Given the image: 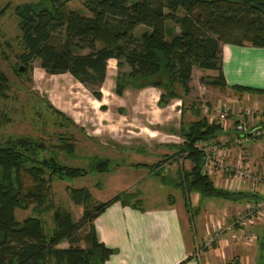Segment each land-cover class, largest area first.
<instances>
[{"label": "trees", "instance_id": "16d2710c", "mask_svg": "<svg viewBox=\"0 0 264 264\" xmlns=\"http://www.w3.org/2000/svg\"><path fill=\"white\" fill-rule=\"evenodd\" d=\"M69 1L39 0L0 10L2 16L9 8L17 20L20 53L12 67L15 77L29 81L31 62L37 60L46 74L70 75L100 101L98 90L106 61L113 59L117 69L114 95L121 96L128 88H154L161 91L156 102L159 108L176 99L183 103L189 96L193 67L214 71L215 76L207 78L206 83L217 89L264 94V89L229 87L221 53L222 45L264 48V0H77L88 16L69 10ZM166 22L174 23L180 33L173 35ZM139 27L143 31L135 36L134 30ZM121 67H127V72H121ZM7 88L8 80L0 72V99L6 98ZM49 109L61 122H68L61 112L50 105ZM190 110L197 118L188 123L181 120L179 128L170 132L182 141L175 146L176 152L153 165L134 167H144L162 184L180 189L186 196L188 213V198L193 193L199 199L260 200L252 192L217 188L203 173L205 153L197 144L217 140L223 128L209 122L196 108ZM180 113L183 116L184 110ZM6 122L0 114V126ZM58 140L55 148L71 154L73 147L68 139ZM44 150L40 140L30 137L8 138L0 143V264H104L113 251L97 241L93 220L116 202L137 209L136 194L119 192L106 201L95 202L87 189L66 187L69 201L81 207L76 221L68 211L51 208L52 178L63 181L88 173H107L109 160L92 157L84 169L70 168L59 164L53 155L42 156ZM175 158L188 160L191 168L187 171L180 165L174 179L159 175L161 167ZM28 208L40 214L51 211L52 227L44 228L38 217L17 221L15 210ZM60 244L66 247L59 248Z\"/></svg>", "mask_w": 264, "mask_h": 264}, {"label": "rangeland", "instance_id": "374dc122", "mask_svg": "<svg viewBox=\"0 0 264 264\" xmlns=\"http://www.w3.org/2000/svg\"><path fill=\"white\" fill-rule=\"evenodd\" d=\"M37 1L39 0H0V10L7 5L12 7L20 3ZM135 1L139 0H130V2ZM67 8L88 16L82 9L80 1H69ZM178 15L182 16L183 14L179 12ZM16 24L17 20L8 8L0 16V72L8 80L6 98L0 99V114L7 118V122L0 126V143L8 138L15 137H30L40 140L46 148L42 156L48 157L53 155L59 164L70 168L84 169L92 157L109 160V171L107 173H88L84 177L63 181L52 178L50 184L51 208H62L71 213L76 221L79 219L81 207L75 206L69 201L65 190L66 187L74 189L86 188L96 202L106 201L114 191L124 189V192L137 193V199L140 201L136 203L144 208L153 205L151 203L152 198L155 202H170V194H173L178 201H186L180 189L160 185V182L154 176L150 175L152 177L151 181L145 182V177L150 174L148 169L140 166L134 167V165L150 166L161 161L166 155L170 156L176 152L175 146L182 141L177 136L170 135V132L179 128L181 120L184 123H188L197 118L195 113L190 110L191 107L196 108L201 116L216 122L217 115L214 112V108L218 104H225L228 108L227 122L231 127L238 123L234 119L236 120L241 114L236 116L237 111L233 108L234 103H231L227 99L229 95L227 98H224L223 90L206 83V79L215 76L216 73L193 67L189 83L191 88L189 96L183 98V103L176 99V101L173 100L170 105L164 108L156 106L155 103L159 100L156 95L161 93V91L154 88L153 90L155 91L147 89L150 87L137 90L128 88L123 91V95H115L116 97L113 95L114 93L107 92V95H103L105 97L102 102L109 105L110 109L105 110L100 107V110L94 111L93 114V110L90 108L89 116L91 120L89 119L88 121L84 118L83 113V110L88 113L87 106L81 109L84 103V96H89V92L85 88L86 91L81 87H75L77 88V93H74V90H69L76 97L75 102L77 103L74 109L66 108L65 105H58L56 108L55 98L58 96L55 95L54 97V94L48 89L37 86L36 81L34 82V72L40 69L37 60L31 62L32 69L28 76L29 81L15 77L12 67L16 62V56L20 53L19 32ZM166 25L173 29V35L180 33L179 27H176L174 23L166 22ZM142 31L143 28H136L134 35L138 36ZM167 40L169 41L170 37H167ZM120 71L127 72V67H121ZM112 74L114 76L113 72L110 75L112 76ZM110 85V81H108L105 87L110 89ZM98 91H100V87ZM49 105L53 109L56 108L57 111L62 110L61 112L68 119V122L63 123L57 116H54L50 111L51 109H49ZM96 105L98 103L92 104V106ZM180 109L184 110L183 116L180 113ZM242 110L243 113L249 109ZM78 112H81V115ZM255 117L254 114L252 115V119L245 117L244 124L248 130L250 128L247 119L252 122ZM91 123L93 125L96 124L97 128H101V130L104 129L107 135L114 137V140H109L110 137L107 135H99V138L93 137L92 134L98 133L96 131L93 133L89 132L92 128ZM227 133H221L216 140V144L220 147L221 151L233 149L236 154L234 158L225 157V166L228 163H232L233 167L238 164L247 167V170L251 171L252 174L250 178L243 179L244 183L242 182V187L248 192L251 184L254 183V192L262 195L264 189L260 182L257 181V178L258 176L264 178V135L256 138L249 137V140L246 142L236 144L233 143L235 130L232 129L230 133ZM58 138L68 139L67 141L73 147L71 154H65L55 148L59 143ZM210 151H208V155L211 154ZM228 154L230 153L228 152ZM180 165L187 171L191 168V163L188 160L182 161L175 158L161 167L159 175L175 178ZM232 170L228 172L224 171L222 175L215 172L209 177L217 188L231 189L229 181L233 179L234 171L237 169L233 168ZM110 178L118 180L117 185L110 186ZM139 184H142L140 186L141 192L137 191ZM193 194L196 198L197 194ZM249 202V200L229 202L215 198L203 199L198 210L194 208L190 209L189 214H186L182 221L184 230L190 238L188 240L193 244V250L197 251L199 248L200 250L203 248L204 240L207 239L208 234L213 230V226L217 224L216 222L222 225L230 223L232 218L241 212ZM212 204L214 205L212 206ZM229 207L235 208L236 211L230 213ZM213 208L221 211L219 217L214 219V222L211 221L212 214L215 213ZM198 214H201L204 220V232L203 235L201 234L202 236L198 233L196 224L192 220L193 216H197ZM14 216L17 221H21L26 217H38L42 221L44 228L50 229L52 227L51 211L40 214L34 213L31 211V208H28L26 210H15ZM250 231L255 236L251 237L252 239L248 243L239 245V247H246L255 252L257 256L261 255L262 260L260 264H264V211L263 215L258 217L252 228H250ZM227 236L229 235L223 236L222 240L229 238ZM196 245L198 247L197 250L195 249ZM65 247L66 244L59 245V248ZM215 248L220 250V245L214 244L206 250L211 251Z\"/></svg>", "mask_w": 264, "mask_h": 264}, {"label": "crops", "instance_id": "0c3cea01", "mask_svg": "<svg viewBox=\"0 0 264 264\" xmlns=\"http://www.w3.org/2000/svg\"><path fill=\"white\" fill-rule=\"evenodd\" d=\"M221 53L223 75L229 87L240 85L264 89V48H254L250 45H245L243 47L223 45ZM115 63L113 59L106 61L105 76L99 91L101 95L100 101L93 99L89 93V96L86 95L87 97L84 96L85 98H83L84 103L81 109L87 106L88 113L84 110L83 113L84 118L88 121L90 119V108L93 110V114L94 111H99L100 107L105 110L110 109V106L102 101L105 97L103 95H107V92L113 94L114 77L117 71ZM108 64H110V66L107 67ZM112 72L114 76L113 74L112 76L110 75ZM34 76V82L36 81L37 86L48 89L54 94V97L55 95L58 96L55 98L56 108L58 105H65L66 108L74 109L77 103L75 102L76 97L73 96L69 90H74V93H77V88L75 87H81L85 90L68 74L48 75L42 69H39L34 72ZM108 81H110L111 84L110 89L105 87ZM147 89L155 91L153 88ZM223 93L225 96L224 98H227L229 95L227 99L231 103H234L233 108L237 111L236 116L242 113V109L253 111V114L256 116L255 119H253L252 122L249 120L247 121L251 129H249L250 131L254 129H263L262 131H264V94H239L230 89L223 90ZM159 94L156 95L157 98H159ZM93 103H98L99 106H92ZM235 106H237V108H235ZM234 113L233 110V114ZM78 114L81 115V112H78ZM255 124L257 125L254 127ZM91 125H89L92 127L89 132L93 133L96 131L98 133L92 134L93 137L99 138V135H107L104 129L101 130V128H97L96 124L93 125L91 123ZM229 127L231 130L233 129L230 124ZM107 136L110 137L109 140H114L113 136ZM228 152L230 154L227 155V158H234L236 156L233 149L226 151V153ZM151 176L150 174L147 175L145 177V182L151 181L150 179L153 177ZM110 180V186L117 185L118 180L112 178H110ZM157 181L160 182V185L165 186V184L161 183L160 179H157ZM141 185L142 184H139L138 186V192H141ZM123 190L124 189L114 191L110 195V198L117 194V192H122ZM135 194V199L140 201L137 199V193ZM169 196L171 200L168 203L155 202L152 198L151 203L153 205L146 208L139 204L136 207L137 209H135L128 205L122 206L120 203L116 202L106 207L94 218L92 224L97 241L104 247L113 251L104 264H180L182 262H184L183 264H260L262 260L261 255L257 256L255 252H252L246 247H239V245L244 243H235L230 235L227 236L230 239L226 238L218 243V245H220V250L217 248L211 251L202 249L197 250L198 247L196 245L195 249L197 251H194L193 244L188 240L190 238L184 230L182 221L186 214H189L185 206V202H187L186 196L184 195L186 201H178L173 194ZM91 198L94 201L92 196ZM202 200L203 199H199L198 195L195 198L194 194H191L188 198L190 209L194 208L198 210ZM195 203L196 205H194ZM129 204L131 205V202ZM214 204H212V206ZM213 209L215 213L212 214V222H214V219L219 217L221 213L220 210ZM229 210L230 213L236 211L233 207H229ZM192 220L196 224L198 233L203 235L204 220L201 214L193 216ZM216 223L218 224V222ZM252 226L250 228H252Z\"/></svg>", "mask_w": 264, "mask_h": 264}, {"label": "built area", "instance_id": "2783aa9c", "mask_svg": "<svg viewBox=\"0 0 264 264\" xmlns=\"http://www.w3.org/2000/svg\"><path fill=\"white\" fill-rule=\"evenodd\" d=\"M214 112L217 115L216 123H218L223 128V132L230 133L231 129L229 127V123L227 122V106L225 104H218L214 108ZM240 114L241 116L237 118L238 124L235 127H232L233 130H235V134L233 135V143L235 141V143L237 142L241 144L249 140V137L256 138L264 135V131L260 129H254L250 131L251 129L248 130L245 126V117H249V119H252L253 113L250 110H245V112ZM249 119H247V121ZM209 122H213V120H209ZM216 143L217 142L215 140L210 142H201L197 144L198 148L205 153L203 173L208 176H212L215 172L219 173V175H222V172L233 171L232 169L235 168L237 170L234 171L233 179L229 181V186L231 187V189L228 188V190L236 192L245 191L241 184L243 182V179L245 180L250 178L252 172L248 171L247 167H243L241 164H238L233 167L232 163H228L225 166L224 159L225 157L227 158L226 150L221 151L219 149L220 147ZM208 151H210L212 155H208ZM257 181L260 182L262 188L264 189V178L258 176ZM254 187L255 184L252 183L251 188L248 190V192L257 194V196L261 197V199L258 201H250L245 206L243 211L237 213L236 216L232 218L230 223L226 225L218 223L215 225V227L213 226V230L211 231V233L208 234L207 239L204 240V245L202 249L206 250L211 248L214 244H218L222 240L223 236H226L227 234L231 236V239L235 243L241 242L244 244L248 243L249 240L255 236L250 232L249 228L255 223V221H257L258 217L263 215L264 193L261 195L258 192H254ZM198 250H200V248Z\"/></svg>", "mask_w": 264, "mask_h": 264}]
</instances>
